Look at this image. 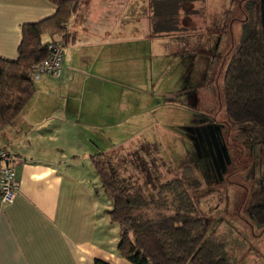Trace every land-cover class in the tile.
<instances>
[{
    "label": "crops",
    "instance_id": "0c3cea01",
    "mask_svg": "<svg viewBox=\"0 0 264 264\" xmlns=\"http://www.w3.org/2000/svg\"><path fill=\"white\" fill-rule=\"evenodd\" d=\"M229 7L227 0L189 1L176 32L153 35L150 0H81L66 26L61 76L35 80L27 105L0 128V150L15 159L19 184L0 208V264H130L78 197L79 178L90 171L83 162L92 167L96 153L124 159L123 147L137 137L165 148L166 128L176 124L164 121L165 109L181 107L166 98L156 105L151 94L173 100L197 90L190 57L207 48L213 10L219 21ZM54 12L47 0H0V57H17L22 24Z\"/></svg>",
    "mask_w": 264,
    "mask_h": 264
},
{
    "label": "trees",
    "instance_id": "16d2710c",
    "mask_svg": "<svg viewBox=\"0 0 264 264\" xmlns=\"http://www.w3.org/2000/svg\"><path fill=\"white\" fill-rule=\"evenodd\" d=\"M47 1L55 7L54 14L22 24L17 57H0V128L19 115L33 96L31 67L47 58L50 44L63 48L70 41L66 26L81 0ZM189 1L193 0H150L151 33L176 32L179 10ZM245 4L241 36L224 67L223 105L228 125H251L264 135L260 0H246ZM90 160L110 202L105 213L119 229L116 251L120 258L130 264H238L227 255L226 244L213 238L212 219L193 204L194 192L201 187L196 177L180 175L149 183L140 174L134 175L131 162L121 157L115 160L109 154L96 153ZM250 214L257 225H264V205L252 207Z\"/></svg>",
    "mask_w": 264,
    "mask_h": 264
},
{
    "label": "rangeland",
    "instance_id": "374dc122",
    "mask_svg": "<svg viewBox=\"0 0 264 264\" xmlns=\"http://www.w3.org/2000/svg\"><path fill=\"white\" fill-rule=\"evenodd\" d=\"M227 1L229 10L225 16L222 13L219 21L216 9L210 15L213 20L207 30V48L190 57L191 63L196 61L190 68L197 90L177 95L173 100L157 95L158 92L151 94L156 105L167 99L181 107L165 109L164 121L176 123L166 128L170 133L165 134V148L137 137L123 147V157L131 162L130 171L140 174L144 182L180 175L196 177L201 187L194 192L193 204L212 219L213 238L226 244L227 255L238 264H264V225H257L250 214L252 207L264 205V135L251 125H228L222 93L228 53L238 44L243 10L247 7L246 0ZM189 78L184 76L183 84ZM101 142L94 139L93 145L100 148ZM165 152L176 154V161H167ZM83 163L90 171L79 178L78 197L88 204L97 220L107 222L100 225L102 236L115 247L119 229L104 212L109 209L108 197L100 188L94 169Z\"/></svg>",
    "mask_w": 264,
    "mask_h": 264
},
{
    "label": "built area",
    "instance_id": "2783aa9c",
    "mask_svg": "<svg viewBox=\"0 0 264 264\" xmlns=\"http://www.w3.org/2000/svg\"><path fill=\"white\" fill-rule=\"evenodd\" d=\"M49 54L45 60L31 67L33 81L42 75L59 78L62 73L63 48L56 44L48 46ZM19 184L15 173V159L6 151L0 150V208L13 202Z\"/></svg>",
    "mask_w": 264,
    "mask_h": 264
},
{
    "label": "water",
    "instance_id": "95a60500",
    "mask_svg": "<svg viewBox=\"0 0 264 264\" xmlns=\"http://www.w3.org/2000/svg\"><path fill=\"white\" fill-rule=\"evenodd\" d=\"M263 2H264V0H261V1H260V11H261L262 27H263V31H264V22H263Z\"/></svg>",
    "mask_w": 264,
    "mask_h": 264
}]
</instances>
